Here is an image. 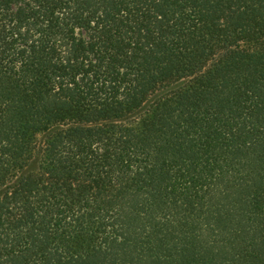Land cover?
<instances>
[{"label": "trees", "instance_id": "1", "mask_svg": "<svg viewBox=\"0 0 264 264\" xmlns=\"http://www.w3.org/2000/svg\"><path fill=\"white\" fill-rule=\"evenodd\" d=\"M0 264H264V0H0Z\"/></svg>", "mask_w": 264, "mask_h": 264}]
</instances>
